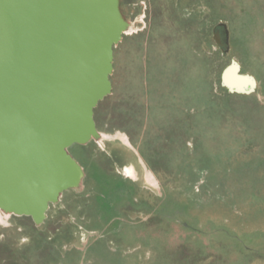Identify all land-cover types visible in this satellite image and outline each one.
Returning <instances> with one entry per match:
<instances>
[{"label": "rangeland", "instance_id": "rangeland-1", "mask_svg": "<svg viewBox=\"0 0 264 264\" xmlns=\"http://www.w3.org/2000/svg\"><path fill=\"white\" fill-rule=\"evenodd\" d=\"M119 6L123 40L177 36L195 57L180 70L186 83L171 97L158 81L154 107L150 47L147 70L143 46L128 59L123 91L94 109L98 139L68 148L79 186L38 225L0 210V264H264V0ZM122 42L116 67L128 57ZM231 64L255 80L251 93L222 86ZM129 165L135 180L121 175Z\"/></svg>", "mask_w": 264, "mask_h": 264}, {"label": "water", "instance_id": "water-1", "mask_svg": "<svg viewBox=\"0 0 264 264\" xmlns=\"http://www.w3.org/2000/svg\"><path fill=\"white\" fill-rule=\"evenodd\" d=\"M125 27L119 0H0V210L38 225L79 186L68 148L99 135L94 109L110 94ZM230 72L247 86L230 84ZM221 84L249 94L255 80L231 64Z\"/></svg>", "mask_w": 264, "mask_h": 264}, {"label": "crops", "instance_id": "crops-1", "mask_svg": "<svg viewBox=\"0 0 264 264\" xmlns=\"http://www.w3.org/2000/svg\"><path fill=\"white\" fill-rule=\"evenodd\" d=\"M144 37H143V36ZM173 35V34H172ZM172 35H166V34H137L133 35L131 37H127L126 39H122L119 41H123L122 47L124 46L128 50V57L124 60V67H116L115 63L118 61V59L121 57V54L124 55L123 51H113V62H112V73L109 77L110 84H111V91L110 94L106 97L113 98L114 96L120 94L121 91H123V88L125 87V84L128 82L126 80L127 73L129 68H125V63L129 59V61H132V59L136 58V53L140 51L141 47L144 49L145 53L149 51L150 47V55H149V64L148 67L151 69V72L153 75V80L151 83V87L153 88L152 94L154 97H156L155 102H151L154 107H156V103H159L158 97L155 95V88L159 87L158 85L162 86L165 92H162L164 96H170L173 97L175 93V86H179L181 84H185L186 82L180 81V70L183 71L184 68L189 65L195 58L192 56L188 49L184 47L182 42L178 41L177 36L175 35L176 40ZM176 43V44H175ZM123 47V48H124ZM162 51V53H160ZM117 53V56L115 55ZM142 56L143 58V66L147 67L148 62V53H146ZM139 58V56L137 57ZM141 58V59H142ZM144 67V69H145ZM166 67L168 69H166ZM126 69V70H125ZM133 69V68H130ZM133 70H130V73H132ZM162 72L163 79L161 74ZM158 73V74H157ZM159 76V78H158ZM174 76V78L172 77ZM172 77V78H170ZM111 78L113 80H111ZM155 78V79H154ZM175 78L177 80H175ZM123 79H125V84L123 83ZM159 81V84H158ZM188 85V82L187 84ZM192 85L195 86L193 83ZM182 86V85H181ZM131 100H128L129 103H137V101L133 100L132 97H130ZM168 101L165 100V102L162 100V104H167ZM147 105H149V102H146ZM141 105V104H140ZM159 109V108H158ZM148 109H146L147 112ZM157 115L156 117H159L160 113H155ZM146 119H148V115L145 116ZM152 118V117H150ZM144 125H147V123ZM99 134V133H98ZM124 135H127L125 131H123ZM127 138V137H126ZM127 141H129V138H127ZM129 144V143H128Z\"/></svg>", "mask_w": 264, "mask_h": 264}, {"label": "bare ground", "instance_id": "bare-ground-1", "mask_svg": "<svg viewBox=\"0 0 264 264\" xmlns=\"http://www.w3.org/2000/svg\"><path fill=\"white\" fill-rule=\"evenodd\" d=\"M234 73V72H233ZM232 72H230L227 76H226V79H227V81L230 83V84H232V85H234V86H237V87H239V88H242V87H246L247 86V84H248V82H246V80H237V79H235L234 78V74H233ZM104 135V134H103ZM102 136V135H101ZM98 137H99V135H98ZM122 138V141L125 143V144H127L128 145V142L123 138V137H121ZM98 139V138H97ZM129 146V145H128ZM121 175L123 176V177H125V178H130V179H133V180H135V171H134V168L132 167V166H128V167H124V168H122L121 169ZM137 173V172H136ZM144 177H145V180H146V182H147V184H149V185H151V186H154L155 185V182L150 178V176H148V173H147V171L145 172V175H144ZM2 212V211H1ZM7 214L9 213V212H6ZM11 214V213H10ZM14 215V214H13Z\"/></svg>", "mask_w": 264, "mask_h": 264}, {"label": "flooded vegetation", "instance_id": "flooded-vegetation-1", "mask_svg": "<svg viewBox=\"0 0 264 264\" xmlns=\"http://www.w3.org/2000/svg\"><path fill=\"white\" fill-rule=\"evenodd\" d=\"M128 6H129L128 4L125 5V7H128ZM133 6H134V4H133ZM135 6H136V5H135ZM135 6L133 7L134 9H135Z\"/></svg>", "mask_w": 264, "mask_h": 264}]
</instances>
